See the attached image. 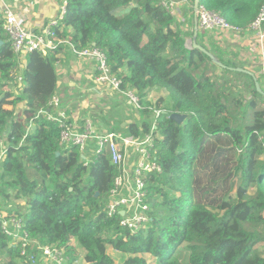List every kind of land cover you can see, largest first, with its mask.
<instances>
[{"label": "trees", "instance_id": "trees-1", "mask_svg": "<svg viewBox=\"0 0 264 264\" xmlns=\"http://www.w3.org/2000/svg\"><path fill=\"white\" fill-rule=\"evenodd\" d=\"M198 1L239 28L247 27L264 3ZM173 23L160 0H67L58 25L57 34L75 48L94 44L104 52L121 89L136 90L146 117L129 123L126 134L149 132L153 111H161L154 119L161 172L145 179L152 222L129 234L118 217L106 216L115 175L109 157L96 155L85 165L76 146L59 145L57 121L37 114L56 93L60 47L26 53L20 70L0 21V204L9 203L0 210L22 217L38 244L64 248L68 264L78 255L89 264H114L109 249L121 253L122 264H145L143 254L156 264H264L256 247L264 242V108L250 101L252 122L233 126L231 87L215 69L249 78L250 92L263 95L248 73L222 61L226 67H218L188 48ZM16 70L20 92L4 94L16 81ZM153 88L169 90L170 108L163 109L162 99L151 107L147 95ZM8 98L23 103L20 113L3 107ZM171 113L185 117L177 122ZM0 264H25L1 230Z\"/></svg>", "mask_w": 264, "mask_h": 264}, {"label": "built area", "instance_id": "built-area-1", "mask_svg": "<svg viewBox=\"0 0 264 264\" xmlns=\"http://www.w3.org/2000/svg\"><path fill=\"white\" fill-rule=\"evenodd\" d=\"M180 1H160V5L172 15L173 6L178 7ZM67 0H63L57 18L50 20L38 32H31L23 27L18 16L7 5L6 0H0L1 30L9 40L14 53L24 56L29 52L47 54L67 46L78 57L95 61L97 74L94 81L98 85L115 90L125 104L138 113L142 108L140 97L135 89H121V79L111 72L106 55L94 45L77 49L69 38H62L57 34L61 31L60 20L65 15ZM197 30L211 32L214 30L229 31L240 34L250 31L259 38L264 37V3L257 15L245 28H239L228 23L219 13L199 5L195 11ZM175 18L174 15H172ZM54 110H58L57 113ZM160 110L153 111L152 127L149 132L141 135L122 134L115 130H100L91 119H85L81 127L69 121L61 106V99L54 94L50 97L47 107L38 109V115H44L47 120L57 121L60 127L59 145L61 147L76 146L85 165H88L93 156L106 154L115 169L112 186L108 192L105 206L106 216L118 217L119 225L129 234L145 231L152 222L151 208L148 203V186L145 179L161 172L157 159L155 123ZM2 143V141H0ZM1 148V145H0ZM3 151H0V156ZM0 213V230L10 239L11 245L19 250V256L25 264H37L38 257L47 258L57 264L68 261L65 249L55 244L40 245L30 237L25 228L22 217L5 212ZM145 264H153L154 258L144 254Z\"/></svg>", "mask_w": 264, "mask_h": 264}, {"label": "crops", "instance_id": "crops-1", "mask_svg": "<svg viewBox=\"0 0 264 264\" xmlns=\"http://www.w3.org/2000/svg\"><path fill=\"white\" fill-rule=\"evenodd\" d=\"M63 0H6L7 5L18 16L19 21L24 28L31 32L40 31L45 24L50 20L57 18ZM186 2L184 5H187ZM1 9V5H0ZM191 26L189 29L193 33L194 15L192 12ZM188 23L186 16L180 15L179 19L175 20L172 28L178 30L183 36L189 31L185 26ZM197 43L208 49L220 61L224 62L227 67L244 68L252 73V78L258 82L260 89L264 92V37L259 38L256 34L250 31H243L240 34H234L229 31L214 30L211 32H197ZM191 46L192 41H186ZM189 48V46H187ZM58 58L57 74L58 81L56 85V95L63 100V110L69 121L73 122L78 127H81L85 119H91L96 127L100 130H115L119 133L126 134L125 128L129 123L140 124L142 118L136 120V112L132 111L123 101L122 97L110 90L106 86L98 85L94 81V76L97 74L95 61L78 57L70 49L62 45L56 54ZM25 63L24 56H19L18 68L21 70ZM217 66V65H216ZM19 72V73H18ZM21 71H14L15 83L21 85ZM220 71L216 72L219 74ZM221 74V73H220ZM250 75V74H249ZM14 76V75H13ZM90 84V85H89ZM230 86L229 84H227ZM89 93L92 97L94 104L90 101L81 102L77 106L65 101V96L79 95L86 96ZM261 103L256 109L264 108V93ZM107 97V107L101 103V97ZM87 98V97H85ZM120 98V100H119ZM77 100V98H76ZM113 101H121L123 103V111L119 112L118 107L115 106ZM78 102V101H73ZM63 103V102H62ZM111 110V111H110ZM254 109H252L253 113ZM55 113L58 110H54ZM112 112V114L110 113ZM95 113L97 116H95ZM107 115L114 118L119 117V122L112 123L107 119ZM129 117H125V116ZM132 116V117H131ZM110 117V118H112ZM253 114L251 117L252 122ZM250 122V123H251ZM116 251V250H114ZM118 252V251H116ZM120 253V252H119ZM81 257V256H79Z\"/></svg>", "mask_w": 264, "mask_h": 264}, {"label": "rangeland", "instance_id": "rangeland-1", "mask_svg": "<svg viewBox=\"0 0 264 264\" xmlns=\"http://www.w3.org/2000/svg\"><path fill=\"white\" fill-rule=\"evenodd\" d=\"M160 1H164V0H160ZM167 1H180L178 7L173 6L174 9L172 11V15L175 16L174 21L177 19H179L180 15L182 16L183 14L186 16V19L188 20V23H186V27L187 29H189V26H191V22L190 20L192 19V1L189 0H167ZM186 2H188L187 5H184ZM192 30V28H191ZM191 30L189 29V31L186 33L185 37V42L188 40L192 41V36L191 34H189L191 32ZM200 32V31H199ZM197 40V38H196ZM187 46H189V44L187 43ZM224 62H228L227 60H222ZM210 70L212 71V67H210ZM219 70H217V68L215 69V73L218 72ZM222 72H219L218 76H223V77H227L228 79V84L230 85V89L229 91L232 93V96L230 97L231 103V111L230 113L233 115L234 119V124L233 126H237V127H243L246 124H249L251 122V117H252V108H250V106L248 105V103L250 101H255L256 106H258V103H261L262 98L258 97V96H254L250 91H251V83H250V79L246 78L244 76H240V75H234V74H227V76L224 74H220ZM90 85V84H89ZM20 88L21 85L18 86L17 83L12 82L9 83L5 88H4V94L7 92H11L15 95H18L20 92ZM169 94V90L162 88V89H158L156 90L155 88H153L150 92H148V98L147 100L151 103V107H154L157 102L162 99L163 101H165L164 103V107L163 109L166 107H169V105L172 102V99L170 98ZM83 94H79V95H72V96H65V101L68 103H72L73 106H77V104H80L81 102H85V101H90L91 104H94L95 101H93L92 97H90L89 93H87V95L85 97L82 96ZM3 96V95H1ZM0 96V97H1ZM77 98V100H76ZM78 101L73 102V101ZM107 101V97H101V103H103L104 101ZM120 100V98H119ZM235 100H238L239 103L236 104ZM13 98H8L5 102V104L3 105V107H5L6 109H14L15 113H17L18 111H21V109H23V103H13ZM81 101V102H79ZM225 101V100H224ZM63 102V103H62ZM264 103V102H263ZM66 104L64 103V101H61V106L63 108V105ZM105 104V106L103 107H107L108 103H103ZM115 106L118 107V111L122 112L123 111V103L121 101H113V103ZM144 106V105H143ZM156 108V107H155ZM170 108V107H169ZM168 109V108H166ZM164 109V110H166ZM111 111V110H110ZM20 113V112H18ZM112 114V112H110ZM136 120H138V118H142L145 119L146 114H142V113H136ZM95 116H97V114L95 113ZM121 116V115H120ZM114 118L110 115H107V119L109 121H111L112 123L115 122H119V117ZM130 116V115H129ZM129 116H125V117H129ZM112 117V118H110ZM122 117V116H121ZM132 117V116H131ZM69 118V117H67ZM5 136H3L2 138H4ZM3 207H7L9 205V203L7 204H0V206ZM7 212L5 210V208H2L0 210L1 215H6ZM8 213V212H7ZM15 215H17L16 213H14ZM19 216V215H18ZM11 245L10 243V239H9V246ZM257 249L262 253V255L264 256V242L262 244H257ZM109 252L111 253L112 256V261L114 262V264H122L123 258L121 253L116 252L112 249H109ZM187 254L186 252H184L181 256L182 260H186ZM70 260H68L65 264H68ZM153 264H156L154 262H152ZM37 264H57L54 262H51L50 260H48L47 258L43 257V259H41L39 257V260L37 261ZM71 264H89L87 261L84 260L83 257H79V255L77 256V259H72Z\"/></svg>", "mask_w": 264, "mask_h": 264}, {"label": "water", "instance_id": "water-1", "mask_svg": "<svg viewBox=\"0 0 264 264\" xmlns=\"http://www.w3.org/2000/svg\"><path fill=\"white\" fill-rule=\"evenodd\" d=\"M198 2H199L198 0H193V2H192L193 3L192 4V12H193V15H194V26H193V33H192V37H191L192 38V48H196V49L200 50L201 52H203L205 55H207L210 58L211 62L214 63L215 65H217L218 67H222V68L223 67H226L208 49H206L205 47H203L202 45H200L196 41V37H197L198 30H197V18H196V15H195V11L197 10V8L199 6V3ZM1 43H2V41H0V44ZM227 68H229L231 70L242 71L244 73H248L251 76H253L251 72H249L248 70H246L244 68H232V67H227ZM254 84H255V88H256L257 91H259L261 93H264L260 89L259 84L255 80V78H254ZM170 117L172 119H174L175 121L180 122L185 117V115L184 114H180V113H171L170 114Z\"/></svg>", "mask_w": 264, "mask_h": 264}, {"label": "clouds", "instance_id": "clouds-1", "mask_svg": "<svg viewBox=\"0 0 264 264\" xmlns=\"http://www.w3.org/2000/svg\"><path fill=\"white\" fill-rule=\"evenodd\" d=\"M143 255H144V254H143ZM143 255H142V256H143ZM143 258H144V256H143ZM154 263H155V260H154Z\"/></svg>", "mask_w": 264, "mask_h": 264}]
</instances>
